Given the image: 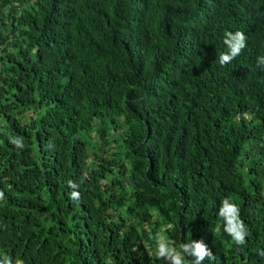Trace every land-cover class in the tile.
<instances>
[{
    "label": "trees",
    "instance_id": "1",
    "mask_svg": "<svg viewBox=\"0 0 264 264\" xmlns=\"http://www.w3.org/2000/svg\"><path fill=\"white\" fill-rule=\"evenodd\" d=\"M0 264H264V0H0Z\"/></svg>",
    "mask_w": 264,
    "mask_h": 264
},
{
    "label": "clouds",
    "instance_id": "2",
    "mask_svg": "<svg viewBox=\"0 0 264 264\" xmlns=\"http://www.w3.org/2000/svg\"><path fill=\"white\" fill-rule=\"evenodd\" d=\"M236 38H237L239 44H238L237 48L233 49V55H235L239 51V49L241 47H243L244 40H245V37H244L243 33H241V32L236 33ZM227 59H229V57H227V56L223 57V60H227ZM223 60H222V62H223ZM235 238H236L238 243H242L243 242V232H237L235 234ZM196 250L201 254V256L198 257V260H199L200 258H202V254H204L205 249L202 246H198Z\"/></svg>",
    "mask_w": 264,
    "mask_h": 264
}]
</instances>
